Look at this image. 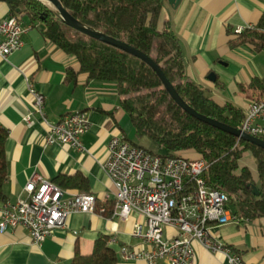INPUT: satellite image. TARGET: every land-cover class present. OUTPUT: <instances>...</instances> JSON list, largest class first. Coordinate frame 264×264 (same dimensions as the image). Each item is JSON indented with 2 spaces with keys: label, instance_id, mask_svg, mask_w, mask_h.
<instances>
[{
  "label": "crops",
  "instance_id": "crops-1",
  "mask_svg": "<svg viewBox=\"0 0 264 264\" xmlns=\"http://www.w3.org/2000/svg\"><path fill=\"white\" fill-rule=\"evenodd\" d=\"M263 13L264 0H180L177 6L165 0L161 14V23L171 21L180 40L188 76L217 104L232 103L245 114L253 99L242 94L241 86L255 77L264 78V51H257L251 44L231 48L229 42L236 38V29L255 26ZM11 15L8 4L0 1V18ZM19 18L28 27L25 44L8 58L0 56V126L8 132L7 179L0 209L6 201L26 198L25 186L36 175L53 182L60 175L82 174L88 179V191L65 189L95 194L98 210L72 213L66 226L54 229L42 243H34L22 227L0 231V264H71L76 253L92 254L102 236L116 239L108 243L117 254L116 264H146L141 259L122 257L121 245L137 250L149 249V245L132 234L135 223L143 221L142 216L133 214L123 220L113 214L115 187L104 169L111 139L134 135L116 84L88 81L86 74L69 82L68 70H79L75 56L46 36L44 22L33 21L25 13H19ZM211 73L214 79L209 78ZM29 81L44 93V115L49 122L76 111L88 113L91 127L82 137L84 150L46 144L47 125L37 111ZM28 115L35 120L33 125L25 121ZM141 141L150 142L157 148L154 151L160 152L159 145L148 137ZM183 154L197 156L193 151ZM239 165L249 168L258 182L257 164L250 151ZM211 232L246 264H264V218L241 217L215 226ZM193 246L197 264H231L225 254L212 252L197 240Z\"/></svg>",
  "mask_w": 264,
  "mask_h": 264
},
{
  "label": "trees",
  "instance_id": "trees-1",
  "mask_svg": "<svg viewBox=\"0 0 264 264\" xmlns=\"http://www.w3.org/2000/svg\"><path fill=\"white\" fill-rule=\"evenodd\" d=\"M13 15L25 13L33 21L45 24V34L65 53L75 56L79 70L69 69L67 80L80 74L87 80L115 83L123 109L130 115L133 137H148L165 155H183L193 151L208 167L204 177L208 185L227 192L229 207L238 217L264 218V148L238 139L185 111L171 97L156 72L138 57L90 37L63 23L54 9L42 0H0ZM67 10L84 24L142 50L160 65L178 93L200 113L241 129L244 111L232 103L219 105L206 89L187 74L180 40L171 21L161 23L165 0H60ZM20 19V18H19ZM69 32V33H68ZM251 44L264 51V13L258 23L236 33L231 48ZM241 92L253 100H264V78L255 77ZM264 139V135L261 136ZM8 132L0 126V198L7 179L6 141ZM250 151L256 161L259 180L239 161ZM53 182L68 189L88 191V179L82 174L60 175ZM109 238L100 237L92 254L76 253L71 264H116L117 254L109 247Z\"/></svg>",
  "mask_w": 264,
  "mask_h": 264
},
{
  "label": "built area",
  "instance_id": "built-area-1",
  "mask_svg": "<svg viewBox=\"0 0 264 264\" xmlns=\"http://www.w3.org/2000/svg\"><path fill=\"white\" fill-rule=\"evenodd\" d=\"M253 27L248 26L246 28ZM245 28L239 27L236 33ZM28 27L15 15L0 18V56L8 58L25 44ZM28 80V79H27ZM37 111L47 125V145H69L84 150L83 135L90 129L87 112L66 114L57 122L44 115V93L29 81ZM28 125L35 120L25 117ZM242 129L255 136L264 135V100H253L245 114ZM104 169L115 187L113 214L128 220L133 214L143 217L135 223L133 236L149 245L137 250L121 245L125 260H144L146 264H197L193 241L215 253H223L231 264H246L241 255L215 237L211 229L240 217L229 207L227 192L211 188L204 174L208 167L201 158L165 155L125 137H113ZM26 198L6 201L0 209V231L24 228L34 243L45 241L56 228L66 226L72 213H94L98 198L93 193H72L41 176L25 186ZM105 211V207L101 208ZM173 229L168 233L167 229ZM110 238L109 243H115Z\"/></svg>",
  "mask_w": 264,
  "mask_h": 264
},
{
  "label": "water",
  "instance_id": "water-1",
  "mask_svg": "<svg viewBox=\"0 0 264 264\" xmlns=\"http://www.w3.org/2000/svg\"><path fill=\"white\" fill-rule=\"evenodd\" d=\"M49 5H51L56 12V14L59 16L60 20L65 23L66 25L90 36L97 40H100L102 42H105L109 45H112L114 47H117L119 49L124 50L125 52L134 55L141 59L143 62L148 64L158 75L160 80L162 81L164 87L168 90L171 97L175 100L176 103H178L179 106H181L185 111H187L190 115L193 117L211 125L218 129H221L227 133L233 134L238 139H242L244 141L250 142L252 144H255L259 147L264 148V139L260 136H255L252 134L247 133L242 128L238 129L235 127H232L220 120H217L213 117L204 115L197 111L194 107H192L176 90L174 85L171 83V81L168 79L162 68L159 64H157L152 57H150L148 54L143 52L142 50L130 45L127 42L121 41L115 37H112L100 30H97L93 27H90L83 22H81L79 19H77L73 14H71L67 8L62 4L60 0H42ZM169 3L177 6L180 2V0H168ZM209 78L214 79V73H211Z\"/></svg>",
  "mask_w": 264,
  "mask_h": 264
},
{
  "label": "rangeland",
  "instance_id": "rangeland-1",
  "mask_svg": "<svg viewBox=\"0 0 264 264\" xmlns=\"http://www.w3.org/2000/svg\"><path fill=\"white\" fill-rule=\"evenodd\" d=\"M51 6V5H50ZM52 7V6H51ZM53 8V7H52ZM69 33V32H68ZM134 138V137H133ZM135 141L138 143V144H142L144 145L145 147L147 148H150L152 150H157V148L155 146H153L150 142L148 141H141V140H138L137 138H135Z\"/></svg>",
  "mask_w": 264,
  "mask_h": 264
}]
</instances>
